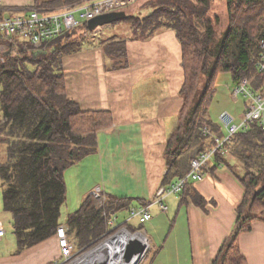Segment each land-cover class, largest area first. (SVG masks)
<instances>
[{
    "label": "trees",
    "instance_id": "obj_1",
    "mask_svg": "<svg viewBox=\"0 0 264 264\" xmlns=\"http://www.w3.org/2000/svg\"><path fill=\"white\" fill-rule=\"evenodd\" d=\"M85 1L89 0L52 3L73 5ZM211 1L151 0L141 5V13L123 18L138 36L166 26L174 31L181 45L183 104L178 124L165 145L169 174L163 183L170 174L183 176L190 160L210 145L202 131L205 126L217 131L208 116L217 75L230 73L236 82L250 77V72L255 86V79H264L250 59L257 50L254 40H264V0H225L230 22L218 39V17L209 15ZM94 32L84 23L45 42L40 50L21 39L0 38L9 48L17 46L16 51L4 53L0 60V186L3 210L11 215L19 250L56 233L66 199L65 170L96 150L95 133L109 120L108 113L82 110L66 94L62 59L80 51L84 41L91 39L88 34ZM103 42L105 53L122 66L127 56L126 39L110 37ZM224 149V154H215L207 169L235 160L244 195L236 209L231 235L212 264H247L238 247V236L250 231L254 220L264 221V127L253 123L237 131ZM190 182L185 183L180 194ZM104 197L108 201L99 206L92 194L87 195L66 218L68 238L81 251L110 235L107 219L112 220L116 212L129 207L127 198ZM197 197V203L202 205L204 199ZM123 224L138 230L128 221L116 227Z\"/></svg>",
    "mask_w": 264,
    "mask_h": 264
},
{
    "label": "crops",
    "instance_id": "obj_2",
    "mask_svg": "<svg viewBox=\"0 0 264 264\" xmlns=\"http://www.w3.org/2000/svg\"><path fill=\"white\" fill-rule=\"evenodd\" d=\"M1 1L4 15L25 14L32 7L59 10L70 5L52 3L56 0ZM140 10L130 13L139 14ZM125 26L112 34L105 31L103 37L99 30L88 34L91 39L84 41L80 51L62 59L67 96L82 110L108 113L109 120L95 133L96 150L65 170L66 199L60 209V225L96 189L104 196L129 199V207L118 211L128 215L130 207L150 204L160 186L177 180L176 174H170L162 182L169 174L165 145L178 124L183 104L181 45L166 26L147 36H138L129 24ZM110 37L127 41L122 66L103 49V40ZM223 74L215 79V96L208 112L219 134L225 130L219 115L228 112L238 121L245 108L243 97L241 102L229 101L235 80L230 73ZM249 79L253 83L254 76ZM235 162L230 159L228 165L212 166L201 180L191 181L184 193L167 195L166 211L151 204V218L142 225L125 218L124 222L148 239L143 264H212L231 235L244 195L237 176L241 171ZM197 195L204 199L202 205L197 203ZM0 221L5 228L0 239V264H54L59 259L61 249L55 234L18 249L9 223L11 215L3 210L1 186ZM238 247L247 264H264V221L254 220L250 231L240 233Z\"/></svg>",
    "mask_w": 264,
    "mask_h": 264
},
{
    "label": "built area",
    "instance_id": "obj_3",
    "mask_svg": "<svg viewBox=\"0 0 264 264\" xmlns=\"http://www.w3.org/2000/svg\"><path fill=\"white\" fill-rule=\"evenodd\" d=\"M135 1L89 0L68 5L59 10H44L32 7L25 14L4 15L1 13L2 1L0 0V38H12L11 41L21 39L32 49L40 50L45 42L59 37L84 23L86 24L87 20L106 12L124 10ZM256 45L257 50L255 53H252L250 59L256 72L264 76V40H259ZM8 46L5 42H0V60L3 58L4 53L14 51L17 47L16 44L11 48ZM231 95L235 98L241 96L245 99V108L238 123L234 122L233 117L228 112H223L219 115V120L225 128L223 134L210 131L207 126L203 127L202 133L209 138L211 143L204 151L198 153L190 160L188 172L169 185L160 186L150 204L130 207L127 220L136 219L139 223H145L151 218V213L148 209L151 204H157L161 210L166 211L167 205L164 203V198L169 194H180L187 181L201 180L208 171V166L214 160L215 154L218 152L221 154L225 153L224 147L226 142H230L237 131L245 130L253 123L264 127V79L257 86L253 85L252 80L248 77L239 79L232 86ZM92 194L96 197L101 195L99 189L94 190ZM110 223L113 225L112 220ZM134 233L140 234L143 237V241L140 240L145 245V250L139 255H134L131 259H134L136 264H138L145 257L149 243L146 235L141 231H135ZM114 234L109 235L105 239L110 238ZM4 235L5 228L0 221V239ZM55 236L61 249V255L54 264H84L85 262L88 264H93V262L108 264L104 253H96L94 257L86 259L85 257L88 256L90 250L81 251L75 249L73 243L68 238L64 225L57 227ZM120 256L123 258L122 254Z\"/></svg>",
    "mask_w": 264,
    "mask_h": 264
},
{
    "label": "rangeland",
    "instance_id": "obj_4",
    "mask_svg": "<svg viewBox=\"0 0 264 264\" xmlns=\"http://www.w3.org/2000/svg\"><path fill=\"white\" fill-rule=\"evenodd\" d=\"M147 1H151V0H138V1H135V2H133L132 4H130L127 8H125L126 9V11H127V13L129 14L130 13V11L131 10H133V9H135V8H140L141 7V5L143 4V3H145V2H147ZM154 1H157V0H154ZM229 11L227 10V3L225 2V0H212L211 2H210V7H209V15L211 16V17H213L214 18V16L216 15L217 17H218V21H217V24H216V26H215V38L216 39H218L220 36H221V34H222V32L226 29V27L228 26V23L230 22V19H229V13H228ZM131 14V13H130ZM12 15V14H11ZM127 21L126 20H124L123 18L122 19H119V20H115V21H113V22H111V23H108V24H104V25H102V26H98V27H96L94 30L96 31V33L98 32V30H99V33L98 34H102L101 35V37H103L104 36V32L105 31H109L110 30V34H112V33H115V32H117L116 31V28H117V30H120V29H122V27L124 26V27H127V26H125V23H126ZM128 23H126V25H127ZM120 26V27H119ZM130 27V26H129ZM90 31H92V30H90ZM106 37H104V39L105 38H107V35H105ZM260 39H255L254 40V43H257L258 44V41H259ZM257 46V45H256ZM221 75H224L223 73H219L218 75H217V77H220ZM225 75H227V74H225ZM252 75V73H250L249 72V76L250 77H252L251 76ZM249 77V78H250ZM218 80V79H217ZM255 81H257L258 83L260 82V80L259 79H255ZM232 89V88H231ZM230 89V90H231ZM215 96V95H214ZM229 96H230V99H229V101H231V102H233V101H235V100H233V99H238V101L239 102H241V100H243L242 99V97L241 96H237L236 98L235 97H231V94H229ZM214 98V97H213ZM234 122H236V123H238V121H234ZM224 127H222V129H223ZM225 132V130L223 129V133ZM93 197H94V199L96 200V202H97V204L99 205V206H104L105 205V203L108 201L107 200V198H105L104 196H102V195H100V196H98V197H96L95 195H93ZM64 210H62V217L64 216V212H63ZM110 212V211H109ZM108 215V214H107ZM128 217V215H127V213H125V212H121V213H119L118 212V214H117V216L116 217H112L113 219L112 220H114L115 222H113V225L112 224H110L109 222V218L107 219V230H112V232H111V234H114V233H117V232H119V231H121L122 229H125L126 231H128V232H130V233H134L135 231L134 230H132V229H130V228H128V226H121V227H115V225H119V224H121V223H123L124 221H125V218H127ZM9 223H11V221L9 222ZM132 223H135L134 221H132ZM131 224V223H130ZM107 232V231H106ZM11 233H12V231H11ZM110 234V235H111ZM13 235V234H12ZM109 236V235H108ZM107 236V237H108ZM106 238V237H105ZM105 238H102L100 241H98L96 244H93L91 247H89L87 250H91L92 248H94L96 245H98L103 239H105ZM75 247V249H77V246H74ZM79 250V249H78ZM144 259V258H143ZM143 259H141L140 261H139V263L138 264H143Z\"/></svg>",
    "mask_w": 264,
    "mask_h": 264
},
{
    "label": "bare ground",
    "instance_id": "obj_5",
    "mask_svg": "<svg viewBox=\"0 0 264 264\" xmlns=\"http://www.w3.org/2000/svg\"><path fill=\"white\" fill-rule=\"evenodd\" d=\"M133 237L139 238L143 241V237L140 234L129 233L125 229H122L121 231L115 233L110 238L105 239L98 246L90 250L88 256H86L85 258L87 259L94 257L96 253L97 254L104 253L108 264H136L134 259L127 263L120 256V254H122L123 251L122 249L124 245L127 243V241H129V239ZM84 264H88V263L85 262ZM93 264H97V263L93 262Z\"/></svg>",
    "mask_w": 264,
    "mask_h": 264
},
{
    "label": "water",
    "instance_id": "obj_6",
    "mask_svg": "<svg viewBox=\"0 0 264 264\" xmlns=\"http://www.w3.org/2000/svg\"><path fill=\"white\" fill-rule=\"evenodd\" d=\"M126 16L125 10L111 11L106 12L100 15H97L86 22V27L88 30H94L98 26H102L104 24L111 23L115 20L122 19ZM122 255L126 262L131 261L134 255L140 254L145 250V245L139 238H131L126 243V245L122 249Z\"/></svg>",
    "mask_w": 264,
    "mask_h": 264
}]
</instances>
